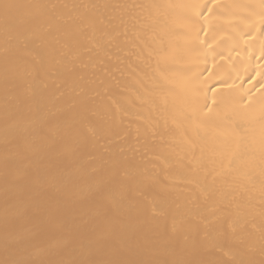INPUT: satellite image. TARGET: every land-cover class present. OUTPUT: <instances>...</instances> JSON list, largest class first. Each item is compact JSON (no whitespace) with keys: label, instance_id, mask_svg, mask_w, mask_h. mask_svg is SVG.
<instances>
[{"label":"bare ground","instance_id":"6f19581e","mask_svg":"<svg viewBox=\"0 0 264 264\" xmlns=\"http://www.w3.org/2000/svg\"><path fill=\"white\" fill-rule=\"evenodd\" d=\"M0 264H264V0H0Z\"/></svg>","mask_w":264,"mask_h":264}]
</instances>
